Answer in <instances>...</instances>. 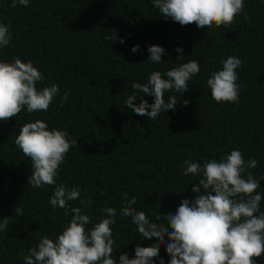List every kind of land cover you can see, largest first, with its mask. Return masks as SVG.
<instances>
[{
  "label": "trees",
  "instance_id": "obj_1",
  "mask_svg": "<svg viewBox=\"0 0 264 264\" xmlns=\"http://www.w3.org/2000/svg\"><path fill=\"white\" fill-rule=\"evenodd\" d=\"M0 22L12 35L0 49V61H31L44 77L38 89L60 88L47 111L29 114L25 108L0 121V219H9L0 232V264H24L22 255L44 236L56 239L71 220L64 209L50 205L54 186L29 184L31 160L15 145L26 123L43 120L49 129L65 130L78 141L60 165L56 182L79 188L80 199L91 201L87 208L79 199L69 202L91 217L88 229L105 207L117 209L111 226L117 264L122 252L133 258L137 244L156 243L144 240L130 217L119 215L124 193L136 198L134 207L149 219L166 217L183 199L197 195L192 188L200 177L185 176L184 161H220L234 149L245 160L256 159L259 163L250 171L264 176V0H245L234 24L212 30L166 20L151 0H29L27 7L15 8L11 0H0ZM108 35L114 39L105 40ZM135 45L140 46L136 53L131 51ZM150 45L165 48L161 64L148 61ZM177 47L183 48L182 59ZM229 56L243 61L237 69L239 103H217L207 80ZM190 60L198 61L200 71L188 82V91L183 96L165 93L166 101L176 96L174 110L152 120L125 106L134 92L138 99L143 95L133 83ZM66 91L68 102L62 103ZM143 98L154 102L153 96ZM183 100L189 102L186 107ZM260 183L257 191L264 196V180ZM16 206L22 207V216L15 215ZM260 210L264 212V199ZM160 258L165 264L170 260L164 246ZM257 264H264V256Z\"/></svg>",
  "mask_w": 264,
  "mask_h": 264
},
{
  "label": "clouds",
  "instance_id": "obj_2",
  "mask_svg": "<svg viewBox=\"0 0 264 264\" xmlns=\"http://www.w3.org/2000/svg\"><path fill=\"white\" fill-rule=\"evenodd\" d=\"M151 3L164 19L181 26L195 24L202 30L228 28L245 7V0H151ZM18 4L27 7L29 0H11V7ZM113 39L111 35L105 36V40ZM11 40L9 26L0 22V49L7 47ZM120 42L123 43V39ZM139 48L135 45L131 51L136 53ZM165 51L160 45H150L148 61L161 64ZM176 51L181 53L178 59H182L183 48L177 47ZM221 63L222 70L212 72L207 80L212 98L217 103H239L241 86L237 69L243 61L229 56ZM199 71L196 60L163 74L153 71L146 82L133 83L132 88L143 95L138 99L134 92L125 100V106L137 115L154 120L162 111L174 110L178 103L174 94L166 101L165 93L183 96L189 89L188 82ZM43 79V74L31 61L23 62L19 58L13 62L0 61V121L13 119L25 108L29 114L47 111L60 88L52 84L38 89L37 84ZM69 95L67 91L64 93L62 103L68 102ZM144 96H153L154 102L149 104ZM137 100L141 101L138 105L134 103ZM182 103L186 107L189 102L183 100ZM77 144L67 131L49 129L43 120L21 126L15 139L16 147L31 160L29 184L34 188L54 186L50 205L64 209L66 217L71 215L70 222L56 239L44 236L27 255H22L24 264H117L113 257L115 237L111 227L116 223L117 209L105 207L99 222L88 229L91 217L80 207H70L69 202L79 199L87 208L91 201L80 199L79 188L57 185L60 165ZM258 163L256 159L245 160L239 149L232 150L220 161L213 158L201 164L185 160L184 175L200 177L199 185L192 188L197 195L192 200L183 199L166 217L159 214L149 219L144 211L134 207L136 198L129 199L124 193V206L119 215L130 217L137 226V233L144 240L156 243L148 247L137 244L133 258L122 252L119 264H155L158 259L159 264H165L160 258L161 246L170 257L168 264H257V259L264 256V212L260 210L264 196L257 191L264 176L256 177L250 169L256 168ZM14 212L23 215L22 207L16 206ZM8 224V217L0 219V232L7 229Z\"/></svg>",
  "mask_w": 264,
  "mask_h": 264
}]
</instances>
